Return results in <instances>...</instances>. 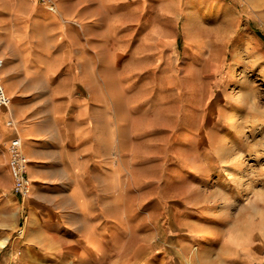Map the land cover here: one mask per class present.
Here are the masks:
<instances>
[{"label":"rangeland","instance_id":"374dc122","mask_svg":"<svg viewBox=\"0 0 264 264\" xmlns=\"http://www.w3.org/2000/svg\"><path fill=\"white\" fill-rule=\"evenodd\" d=\"M0 58L89 213L29 238L16 194L0 264H264V0H0Z\"/></svg>","mask_w":264,"mask_h":264},{"label":"crops","instance_id":"0c3cea01","mask_svg":"<svg viewBox=\"0 0 264 264\" xmlns=\"http://www.w3.org/2000/svg\"><path fill=\"white\" fill-rule=\"evenodd\" d=\"M18 99L24 100L20 97ZM9 107L0 110V231L10 230L9 224L5 222L9 203L21 199L13 192L9 193L13 191V188H11L12 179L8 169L9 143L13 138L19 137L22 141V151L29 161L27 172L31 180L32 193L30 192V195L24 200L21 199L27 213L26 229L29 238L35 232L45 238L46 231L66 229L61 221L64 220L65 214L56 204L58 197L64 194L67 200L73 204L70 214L67 215L69 216L68 221L72 219L71 223L74 225L72 230L76 234L82 232L80 227L88 221L89 213L83 206V194L80 192L76 177L78 165L74 163L71 155L74 141L67 138L65 127L57 126L56 130L59 129V132L65 134L68 139L67 143L62 140L59 144L57 139H52L49 133L42 130L40 121L32 118L31 111H26L16 105L13 110ZM9 120L12 121L11 125L7 124ZM66 148L68 149L66 150ZM46 152L59 157L60 162L54 164L53 160L47 158L49 156L46 155ZM65 173H68V177ZM66 179L69 181L73 179L67 190H65ZM77 236L75 237L77 238ZM244 253L247 255L244 256ZM261 253L262 251L246 250L242 254V264H255L257 256L261 255L262 257Z\"/></svg>","mask_w":264,"mask_h":264},{"label":"built area","instance_id":"2783aa9c","mask_svg":"<svg viewBox=\"0 0 264 264\" xmlns=\"http://www.w3.org/2000/svg\"><path fill=\"white\" fill-rule=\"evenodd\" d=\"M4 60L0 58V110L8 108L11 102L10 97L5 92L2 82V69ZM12 121H8L11 125ZM9 159L8 167L12 179V188L15 194L25 198L31 191V180L28 176L29 161L22 151V141L19 137L13 138L8 146Z\"/></svg>","mask_w":264,"mask_h":264},{"label":"bare ground","instance_id":"6f19581e","mask_svg":"<svg viewBox=\"0 0 264 264\" xmlns=\"http://www.w3.org/2000/svg\"><path fill=\"white\" fill-rule=\"evenodd\" d=\"M3 71V70H2ZM2 82H3V79H2Z\"/></svg>","mask_w":264,"mask_h":264}]
</instances>
